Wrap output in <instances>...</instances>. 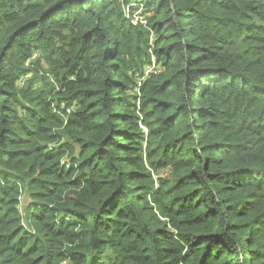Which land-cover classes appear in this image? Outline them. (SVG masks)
Here are the masks:
<instances>
[{
    "label": "trees",
    "instance_id": "trees-1",
    "mask_svg": "<svg viewBox=\"0 0 264 264\" xmlns=\"http://www.w3.org/2000/svg\"><path fill=\"white\" fill-rule=\"evenodd\" d=\"M0 264H264V0H0Z\"/></svg>",
    "mask_w": 264,
    "mask_h": 264
},
{
    "label": "built area",
    "instance_id": "built-area-1",
    "mask_svg": "<svg viewBox=\"0 0 264 264\" xmlns=\"http://www.w3.org/2000/svg\"><path fill=\"white\" fill-rule=\"evenodd\" d=\"M127 18H128V16H127ZM134 20L140 21V24H142L143 26L146 25V23H147L138 13H135L133 15L132 20H131L132 24H134ZM136 24H138V23H136ZM136 24H134V25H136ZM150 37H151V42H152V38H154V35L151 34ZM151 46H152V44H151ZM159 72L160 71H159L158 66L156 65L155 59L152 57V62L146 68L143 79L148 78L152 74H158ZM22 198L23 197L21 196L20 201L22 200Z\"/></svg>",
    "mask_w": 264,
    "mask_h": 264
},
{
    "label": "rangeland",
    "instance_id": "rangeland-1",
    "mask_svg": "<svg viewBox=\"0 0 264 264\" xmlns=\"http://www.w3.org/2000/svg\"><path fill=\"white\" fill-rule=\"evenodd\" d=\"M88 4H90V2H87L86 4H85V8L87 7V5ZM140 11H138L137 13H139ZM136 23H139L140 24V21H136V20H134V24H136ZM155 38V37H154ZM154 38H152V41L154 40ZM39 57V54L38 53H34V56H33V60L35 59V58H38ZM65 105H66V103H61V105L59 106L60 107V110H59V114L60 115H63V110H65ZM25 199H26V197H23V202H22V204H21V207H20V209H21V213H22V215H24L25 216V210H24V207H26V201H25Z\"/></svg>",
    "mask_w": 264,
    "mask_h": 264
},
{
    "label": "clouds",
    "instance_id": "clouds-1",
    "mask_svg": "<svg viewBox=\"0 0 264 264\" xmlns=\"http://www.w3.org/2000/svg\"><path fill=\"white\" fill-rule=\"evenodd\" d=\"M143 128V127H142Z\"/></svg>",
    "mask_w": 264,
    "mask_h": 264
}]
</instances>
